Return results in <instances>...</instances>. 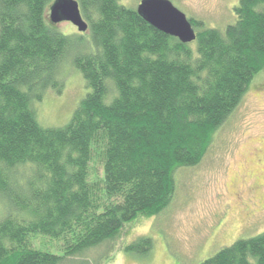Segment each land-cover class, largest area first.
<instances>
[{
    "label": "trees",
    "instance_id": "1",
    "mask_svg": "<svg viewBox=\"0 0 264 264\" xmlns=\"http://www.w3.org/2000/svg\"><path fill=\"white\" fill-rule=\"evenodd\" d=\"M55 1L0 0V264H96L126 224L170 205L176 173L201 164L264 71V0H236L221 30L189 19L190 44L121 0H73L87 31L67 36ZM66 61L88 93L66 127L45 129L31 103L61 93ZM201 264H264V234Z\"/></svg>",
    "mask_w": 264,
    "mask_h": 264
},
{
    "label": "rangeland",
    "instance_id": "2",
    "mask_svg": "<svg viewBox=\"0 0 264 264\" xmlns=\"http://www.w3.org/2000/svg\"><path fill=\"white\" fill-rule=\"evenodd\" d=\"M141 1L120 4L136 9ZM167 1L188 20L204 22L207 28L221 30L235 21L236 0ZM58 29L67 36L78 33L68 23ZM62 65L61 93L49 90L41 101L31 103L45 129L66 127L88 93L79 71L67 61ZM175 179L177 191L170 205L157 217H139L126 224L112 251L101 254V248L90 253L97 257L93 262L201 264L238 240L264 234V71L253 78L201 164L178 171ZM4 214L5 203L0 200V218ZM141 237L152 242L147 255L124 251Z\"/></svg>",
    "mask_w": 264,
    "mask_h": 264
},
{
    "label": "water",
    "instance_id": "3",
    "mask_svg": "<svg viewBox=\"0 0 264 264\" xmlns=\"http://www.w3.org/2000/svg\"><path fill=\"white\" fill-rule=\"evenodd\" d=\"M136 13L149 26L182 44L195 40L189 20L167 0H143L136 7ZM49 20L53 25L68 23L80 34L87 31L78 4L73 0H56L50 7Z\"/></svg>",
    "mask_w": 264,
    "mask_h": 264
}]
</instances>
